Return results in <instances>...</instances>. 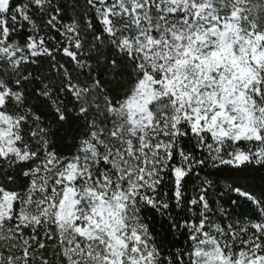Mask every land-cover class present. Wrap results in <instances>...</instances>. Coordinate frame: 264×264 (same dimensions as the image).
Segmentation results:
<instances>
[{"label":"snow or ice","instance_id":"obj_1","mask_svg":"<svg viewBox=\"0 0 264 264\" xmlns=\"http://www.w3.org/2000/svg\"><path fill=\"white\" fill-rule=\"evenodd\" d=\"M0 264H264V0H0Z\"/></svg>","mask_w":264,"mask_h":264},{"label":"trees","instance_id":"obj_2","mask_svg":"<svg viewBox=\"0 0 264 264\" xmlns=\"http://www.w3.org/2000/svg\"><path fill=\"white\" fill-rule=\"evenodd\" d=\"M225 183H231V181H225ZM261 181L259 180V178H257L254 182H253V187H255L256 185L260 184Z\"/></svg>","mask_w":264,"mask_h":264}]
</instances>
